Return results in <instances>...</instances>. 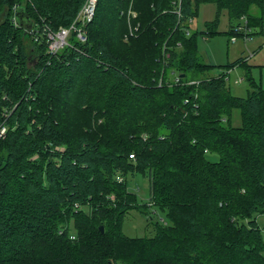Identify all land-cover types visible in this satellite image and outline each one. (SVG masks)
Returning <instances> with one entry per match:
<instances>
[{
    "label": "trees",
    "instance_id": "1",
    "mask_svg": "<svg viewBox=\"0 0 264 264\" xmlns=\"http://www.w3.org/2000/svg\"><path fill=\"white\" fill-rule=\"evenodd\" d=\"M84 2L0 0V264H264V90L196 48L221 10L229 35L262 34L264 0H95L85 42L49 55ZM200 4L216 17L191 31ZM132 209L164 214L152 237L122 233Z\"/></svg>",
    "mask_w": 264,
    "mask_h": 264
},
{
    "label": "rangeland",
    "instance_id": "2",
    "mask_svg": "<svg viewBox=\"0 0 264 264\" xmlns=\"http://www.w3.org/2000/svg\"><path fill=\"white\" fill-rule=\"evenodd\" d=\"M216 13V7L213 4H200L196 17L190 21L191 31H205L206 24L215 19ZM217 20V33L208 37L199 36L196 44L198 54L204 63L220 66L213 69L210 75L216 76L226 72L223 66L238 58H244L246 63L251 66L249 67V75L264 90V31L262 34H253L249 37V40H245L243 37L228 34L229 24L225 10L220 11ZM236 23L237 21L233 22V25ZM233 37L235 38L234 41H232ZM238 80H240V83L234 84V81ZM226 84L230 94L233 96L245 97L248 93V85L241 67L237 66L229 70ZM230 120L233 126L240 124L237 109L233 110ZM210 159L215 160L216 156H211ZM128 186L131 192L136 193L140 204L147 202L149 196L147 178H133L129 180ZM150 213L152 216L151 220L137 209L130 210L122 220V233L127 237L133 238L152 237L155 233L153 229L154 223L160 221L161 218L164 219V214L155 211H150ZM256 221L259 227L264 230V217L257 215Z\"/></svg>",
    "mask_w": 264,
    "mask_h": 264
},
{
    "label": "built area",
    "instance_id": "3",
    "mask_svg": "<svg viewBox=\"0 0 264 264\" xmlns=\"http://www.w3.org/2000/svg\"><path fill=\"white\" fill-rule=\"evenodd\" d=\"M94 5H95V0H85L84 4L77 12L76 16L74 17L73 21L67 27H60L57 31H51L48 29L45 30L44 35L47 44V53L49 55H55L64 47L70 46L69 42L71 38H73L78 42H82V43L85 42L86 35H85L84 27L92 19L94 12ZM128 16L134 18L135 13L129 9ZM240 30H242L245 34L248 33L249 31L245 29L244 26L237 28V31ZM243 37L247 39L248 36L244 35ZM234 40L235 38L233 37L232 41ZM239 82L240 80L236 81L235 83H239ZM7 116H8L7 113L2 114L0 116V139L5 136L7 131V126L5 123ZM117 180L120 181L121 178L117 177Z\"/></svg>",
    "mask_w": 264,
    "mask_h": 264
},
{
    "label": "water",
    "instance_id": "4",
    "mask_svg": "<svg viewBox=\"0 0 264 264\" xmlns=\"http://www.w3.org/2000/svg\"><path fill=\"white\" fill-rule=\"evenodd\" d=\"M18 19L20 20V22H22V18H21V16H19ZM29 28H30V26L28 25V26H27V29H29ZM100 231L102 232V227H100Z\"/></svg>",
    "mask_w": 264,
    "mask_h": 264
},
{
    "label": "crops",
    "instance_id": "5",
    "mask_svg": "<svg viewBox=\"0 0 264 264\" xmlns=\"http://www.w3.org/2000/svg\"><path fill=\"white\" fill-rule=\"evenodd\" d=\"M249 37H250V36H248L247 39H245V38H244V39H245V40H249ZM263 44H264V42H263ZM235 82H236V81H234V84H238V83H235ZM239 83H240V82H239Z\"/></svg>",
    "mask_w": 264,
    "mask_h": 264
}]
</instances>
